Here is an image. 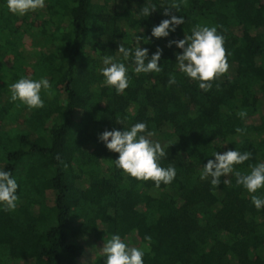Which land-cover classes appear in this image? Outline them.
<instances>
[{
    "label": "trees",
    "instance_id": "1",
    "mask_svg": "<svg viewBox=\"0 0 264 264\" xmlns=\"http://www.w3.org/2000/svg\"><path fill=\"white\" fill-rule=\"evenodd\" d=\"M145 7L154 10L144 16ZM172 15L184 24L152 37ZM196 24L218 27L230 65L208 92L179 72L182 50L168 46ZM17 35L23 48L10 39ZM121 43H139L149 57L161 49L163 71L130 70L118 95L99 69L106 55L124 62ZM21 76L49 79L43 108L10 101ZM254 117L262 122L248 123ZM137 122L164 148L161 165L176 167L172 183L125 174L98 139ZM235 148L252 153L235 166L242 172L264 161V0H46L24 16L0 0V167L20 184L16 210L0 211V264H104L100 248L115 233L137 247L151 236L144 264H264V209L232 174L218 186L200 179L214 151Z\"/></svg>",
    "mask_w": 264,
    "mask_h": 264
},
{
    "label": "clouds",
    "instance_id": "2",
    "mask_svg": "<svg viewBox=\"0 0 264 264\" xmlns=\"http://www.w3.org/2000/svg\"><path fill=\"white\" fill-rule=\"evenodd\" d=\"M6 7L13 15L24 16L30 12L42 10L46 6V0H5ZM173 8L179 9V4L174 3ZM153 8L142 9L144 16L150 15ZM167 15V13H165ZM184 24L183 16L172 15L169 19H163L151 29V35L155 38H166L170 32H175L178 25ZM141 38L137 36V41ZM173 44L182 50L176 54V65L185 77L198 83V87L204 92L212 88V81L229 70L228 54L224 47L225 37L218 31V27L206 24H196L191 29L190 35H185L180 40H170L168 46ZM116 53L122 57V62L115 55H106L102 58L103 67L99 69L103 84L115 89L116 94L123 93L130 84L129 71L134 74L161 73L163 65L161 60L162 50L157 49L149 57L148 49L138 45L135 48L125 47L121 43ZM130 62V63H126ZM168 85L177 83L174 75H169ZM10 101L19 102L29 111L44 107L42 91L51 98V83L45 76L33 79L21 76L9 85ZM237 115L241 119L247 117L246 111H239ZM118 123L123 122L117 120ZM237 132L242 129L237 128ZM155 133L147 130L145 122H137L123 131L112 129L99 134L98 139L103 142L110 151L118 153L114 160L115 167L125 174L142 181L151 180L156 187L161 183L168 185L176 177L177 170L173 165L164 167L160 161L166 157V152L161 143L150 139ZM214 159H209L203 165L200 172L201 180H209L212 186L221 183V177L229 174L235 176L236 185L242 186L251 196V203L259 211L264 209V194L257 195L264 189V161L255 165H249L250 171L242 172L236 165H242L252 158L249 151L241 152L238 149H229L223 153L214 151ZM223 183H230L225 179ZM20 184L11 170L0 167V211L12 212L18 206V189ZM151 236H145L147 242L142 246H132L119 233L112 234L104 241L100 248L105 258L104 264H144V256L151 243Z\"/></svg>",
    "mask_w": 264,
    "mask_h": 264
},
{
    "label": "rangeland",
    "instance_id": "3",
    "mask_svg": "<svg viewBox=\"0 0 264 264\" xmlns=\"http://www.w3.org/2000/svg\"><path fill=\"white\" fill-rule=\"evenodd\" d=\"M11 40L17 42L18 44H21L22 48L24 46V40L22 41L20 36H14L12 38H10ZM262 121L258 118V117H254L252 119H250V121L248 123H251L253 125H258L260 124ZM92 259V255L89 253L85 258H84V262H89Z\"/></svg>",
    "mask_w": 264,
    "mask_h": 264
}]
</instances>
